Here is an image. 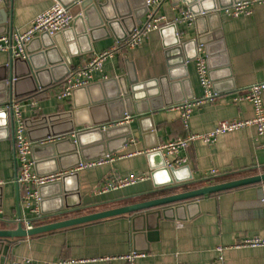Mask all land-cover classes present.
<instances>
[{"label": "crops", "instance_id": "1", "mask_svg": "<svg viewBox=\"0 0 264 264\" xmlns=\"http://www.w3.org/2000/svg\"><path fill=\"white\" fill-rule=\"evenodd\" d=\"M57 1L68 10L74 5L71 0ZM94 1L108 2V6L114 7L123 0ZM53 4L54 0H0V23L4 21L3 24L11 30L8 29L5 34L26 31L33 18ZM149 9L156 15L165 16L169 24L150 31L143 42L134 48L121 47L106 59L101 70L94 71L87 83L81 85L85 88L74 94L71 92L65 98H59L57 95L62 82L52 83L32 94L5 102L17 100L25 122L27 119H35L42 115L71 111L75 106L99 100L101 97L97 93L99 94L101 83L106 79L135 75L138 81H145L166 75L169 58L165 53L166 45L174 35L168 26L175 24L180 41L186 42L198 39V25L193 21L187 26L186 22L179 20L181 12L186 10L181 1L161 0ZM145 14L137 26L145 22ZM199 25L206 30L211 26H218L212 32L218 39L209 38L207 33L203 35L204 44H198L196 49L197 54L208 59L216 96L213 100L205 101L193 109L187 126L184 125L179 110L174 107L176 104L162 105L165 101L174 102L177 97L185 96L187 88L191 90L193 98L202 95L195 70V59L188 61L186 63L188 85L180 83L177 86H170L167 96L161 94L160 99H154L153 103L148 104L151 110L135 114L128 122L121 123L129 124L132 134L126 144L120 148L116 147L113 153L107 155L108 157H103L105 162L102 164L68 169V172L76 174L79 196L78 199L76 197L73 199L79 200L80 206L47 216H42L40 203H36L34 199H31L29 206L26 207L22 200L23 189L14 182L17 163L13 124L7 134L0 129L1 228H15L18 215L23 225L34 226L35 222L62 220L195 189L197 187H192L194 184H202L201 186L214 184L218 178L224 176L237 179L264 173V133L259 136L256 126L250 125L237 131L220 134L212 143L204 142L202 139L191 141L188 147L179 153L185 161L176 165V167L187 165L191 179L169 189H156L153 186L147 152L178 137L210 132L219 120L250 119L254 115L249 101L235 102L233 98L237 95V90L264 80V3L253 4L250 15L235 18L218 11L217 15L209 19H201ZM118 34L119 31L112 32L107 26L101 32L95 31V39L91 41L92 51L73 56L70 73L83 66L93 55L115 45L118 42L116 39ZM199 46L201 50H198ZM188 49V52H195L193 46ZM10 57L12 56L9 52H0V75L3 73L2 68L9 64ZM88 86L90 88H87ZM101 92L103 95V91ZM262 102L264 111V93ZM100 104L107 105L106 102ZM100 104L90 105L85 109L81 107V111L84 112L77 122L82 124L76 126L75 130H89L88 123L94 124L111 116L108 107L97 108L103 106ZM147 115L154 126L153 134L142 132L138 123L140 116ZM27 130L26 128L28 137ZM67 137L73 138V135L65 134L48 141ZM156 141L158 145L153 147ZM34 155L39 162V170L59 168L58 162L49 163L44 150L37 149L34 154L31 153L32 160ZM33 169L36 172L34 165ZM212 169L217 170L218 174L205 178ZM142 173L148 174V178L114 190L100 191L112 178ZM71 183H75L73 178ZM166 191L168 192L165 193ZM146 195L150 197L144 198ZM43 199L41 209L47 212L53 207L49 197ZM36 207L38 211H35ZM184 216V220L161 217L147 221L143 218L134 228L132 215L122 214L10 239L5 264H27L25 260L39 263L68 260V264H127L119 256L129 252L143 255L136 258L137 264H264V247H233L246 237L264 236V182L202 196L197 199V204L184 211ZM155 223L157 237L148 239L147 225ZM219 245L227 247L222 252L221 261L218 260L219 252L216 250Z\"/></svg>", "mask_w": 264, "mask_h": 264}, {"label": "water", "instance_id": "2", "mask_svg": "<svg viewBox=\"0 0 264 264\" xmlns=\"http://www.w3.org/2000/svg\"><path fill=\"white\" fill-rule=\"evenodd\" d=\"M174 1L184 3L186 10L195 16L194 21L198 25L199 34L198 39L181 42L175 24L168 26L172 29L174 35L166 45L165 53L169 57L166 75L145 81H138L135 75L106 79L101 83L99 94L97 93L101 97L99 100L75 106L71 111L42 115L35 119L25 120L28 138L34 143L31 146V153L34 154L37 149L44 150L49 163L55 161L59 163V168L41 171L38 169L39 162L34 155L36 173L40 175L62 173L58 180L38 187L42 216L61 213L64 210L80 206V201H74L73 199L74 197L78 199L79 196L75 179L76 174L68 172V169L78 167L83 162L101 159L113 153L116 147H122L132 136L129 124L118 123L125 114L129 115L131 119L135 114L148 112L151 110L148 104L153 103L154 99H160L159 95L161 94L167 96L170 86H177L180 83L185 86L188 85L186 63L197 57L198 44H204L202 41L203 35L208 33L209 38L218 39L215 33H212L218 28L217 25L206 30V28L199 25V21L203 18L209 19L217 15L218 9L242 0ZM71 3L74 5L69 11L73 15V20L69 27L54 34L43 31L38 36H34L25 45L26 57H10L9 64L2 68L0 104L6 100L18 99L32 94L52 83L62 82L71 71V58L92 51L91 41L95 39V31L101 32L107 26L112 32L114 30L119 31L116 39L122 41L140 24V18L147 12L146 0H123L121 3H116L114 7L112 5L108 6V2L100 3L94 0H71ZM3 23L4 21L0 23V35L5 34L8 29L11 31ZM190 46L195 48V52H188ZM206 61L209 68L208 59ZM209 77L212 81L210 71ZM81 88H85V86L75 87L72 94ZM212 88L216 92L213 83ZM187 90L185 96L177 97L174 102L165 101L162 105L170 106L193 98L191 90L189 88ZM101 91H103V95ZM105 102L107 105L100 104ZM94 104L103 105L97 108L108 107L111 116L94 124L88 123L89 130H75L76 126L82 124L77 122L79 116L84 112L81 111V107L85 109V107ZM152 109H154V105ZM138 123L142 132L154 133V126L149 115L140 116ZM12 124L11 110L1 109L0 129H3L7 134ZM101 126L103 127L102 130L100 129ZM65 134H71L73 138L67 137L52 142L48 141ZM44 141L48 142L41 145L40 142ZM157 145L158 142L156 141L153 147ZM146 157L149 163L150 177L156 189H169L191 179V173L187 165L168 167L161 151L157 149L147 152ZM72 178L75 180L74 184L71 183ZM260 182H264V173L209 184L30 228H26L21 222H18L15 228L0 229V264H5L10 239L32 236L122 214L132 215L131 221L134 228L135 224L143 218L147 221L151 218L159 219L161 217H176L177 220H184V211L197 204L198 198ZM43 197H49V202L53 207L47 212H43L41 209ZM147 226L148 239L156 238L157 224Z\"/></svg>", "mask_w": 264, "mask_h": 264}, {"label": "built area", "instance_id": "3", "mask_svg": "<svg viewBox=\"0 0 264 264\" xmlns=\"http://www.w3.org/2000/svg\"><path fill=\"white\" fill-rule=\"evenodd\" d=\"M161 0H146L147 12L145 22L137 26L126 39L118 41L110 48L93 55L83 66L71 72L61 83V88L58 92L59 98L69 96L75 87L86 84L92 73L101 70L103 63L107 58L111 57L121 47L134 48L143 42L146 35L152 31L169 24L165 16L156 15L154 11L149 9L150 6H155ZM255 3H264V0H242L230 6L218 9L230 17H239L250 15L252 13V6ZM194 15L187 10H183L179 17L181 22H186L187 26L191 25L194 21ZM73 16L67 7L61 5L57 0L54 4L44 11L37 14L30 23L28 29L22 33H13L11 35H0V52H9L12 57H26L25 45L37 34L43 31L49 34H54L71 25ZM201 50V46L198 47ZM195 70L198 77L199 85L202 89V95L198 98L185 100L181 103L174 105L180 112V117L185 126H187L189 116L193 109L205 101H211L216 96V92L212 88V81L209 77V68L205 57L199 54L195 58ZM264 93V80L250 84L247 88L237 90V95L233 98L235 102L240 100H247L252 104L253 117L250 119H225L219 120L213 130L205 134H189L185 137H178L169 140L163 144L158 145L155 149L161 151L166 165L176 166L185 161L184 158L179 156V153L188 147L189 143L196 139H202L204 142L212 143L220 134L233 132L243 129L250 125H255L257 134L260 136L264 133V111L262 94ZM11 110L13 118V141L15 148V160L17 163V171L14 182L18 187L23 189L22 200L25 202L26 207L29 206V201L34 199L36 203L39 202L38 187L40 185L58 180L62 173H53L47 175H39L34 169V161L31 159V146L32 142L26 135L25 122L21 114L20 103L17 100H11L0 104V110ZM130 116L125 114L123 119L118 123L128 122ZM108 157V156H107ZM105 162L104 158L80 163L78 168H88L99 165ZM218 171L215 169L210 170L205 178L209 176H216ZM148 178V174H130L124 177H115L106 182L100 191L114 190L124 186L132 185L137 182L143 181ZM38 211V208H35ZM39 213V212H36ZM18 222L21 218L18 215ZM22 223V222H21ZM26 228L32 225H23ZM233 247H264V236L246 237L239 242L235 243ZM227 247L217 246L216 250L219 252L218 260L223 259L222 252ZM143 256L136 252H129L119 256V258L126 261L127 264H137L136 258ZM27 264H68V260L58 261H44L36 262L33 260H25ZM150 264V263H143Z\"/></svg>", "mask_w": 264, "mask_h": 264}, {"label": "trees", "instance_id": "4", "mask_svg": "<svg viewBox=\"0 0 264 264\" xmlns=\"http://www.w3.org/2000/svg\"><path fill=\"white\" fill-rule=\"evenodd\" d=\"M233 180V178H230L229 176H224V177H222V178H218V181H215V182H217V183H220L221 181L222 182H225V181H229V180ZM235 179V178H234ZM201 185L202 184H194V185H192V187H201ZM190 187V186H189ZM189 187H185V189H188ZM168 191H166L165 193H167ZM161 193V192H160ZM163 194H164V192H162ZM218 193H220V192H218ZM213 194H215V193H213ZM150 197V195H146L144 198H149ZM67 217V216H66ZM55 221V220H54ZM50 222H53V220H51ZM45 223H49V222H40V223H37V222H35L34 223V226H37V225H41V224H45ZM0 229H3V228H1V226H0Z\"/></svg>", "mask_w": 264, "mask_h": 264}]
</instances>
